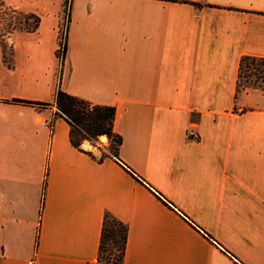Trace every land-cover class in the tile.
I'll list each match as a JSON object with an SVG mask.
<instances>
[{"label":"crops","instance_id":"crops-1","mask_svg":"<svg viewBox=\"0 0 264 264\" xmlns=\"http://www.w3.org/2000/svg\"><path fill=\"white\" fill-rule=\"evenodd\" d=\"M1 1L39 22L0 48V132L29 149L0 162V264H95L104 212L126 225L122 264H264V90L233 99L239 57H264V0H83L77 45L71 0L60 66L63 0ZM56 87L112 105L119 158L217 244L97 161L104 135L74 148Z\"/></svg>","mask_w":264,"mask_h":264},{"label":"trees","instance_id":"trees-1","mask_svg":"<svg viewBox=\"0 0 264 264\" xmlns=\"http://www.w3.org/2000/svg\"><path fill=\"white\" fill-rule=\"evenodd\" d=\"M168 2L189 3L195 8H200L202 4L191 0H161ZM63 5H67V13L65 15L64 35L61 39H57L55 56L61 63L66 49V29L69 23V5L70 0H63ZM23 26L19 27L26 31H34L38 25L39 17L32 13L23 14ZM27 19H31V23H27ZM2 61L7 62L5 57V47L0 44ZM241 77L243 82L241 83ZM258 88L264 90V57L252 55H241L238 60L235 91L233 95L234 101L240 96V91L245 88ZM244 89V90H243ZM11 102H17L24 105L34 106L40 109L48 105L47 102L34 101L28 99H12ZM53 104L55 107L54 115L59 116L68 124V141L76 149L81 150L80 143L83 140L94 142L98 136L106 137V152H101L96 158L100 161L104 157L112 158L125 171H127L136 181L148 188L164 205L178 212V214L194 229L199 231L210 241L213 239L205 231L200 229L193 223L184 213L174 208V205L168 201L160 192L151 187L142 177L137 175L130 167H128L118 156V148L121 143L120 135L112 128L115 109L112 105L92 103L82 97L72 95L56 87L53 93ZM89 156L94 158L91 152L85 151ZM45 181L43 182L44 185ZM126 225L120 220L113 217L108 212H104L102 216L99 241L96 252L95 264H122L124 247L126 242ZM217 244V243H216ZM224 250V249H223ZM227 252V251H226ZM228 253V252H227ZM231 257L232 255L228 253Z\"/></svg>","mask_w":264,"mask_h":264},{"label":"rangeland","instance_id":"rangeland-1","mask_svg":"<svg viewBox=\"0 0 264 264\" xmlns=\"http://www.w3.org/2000/svg\"><path fill=\"white\" fill-rule=\"evenodd\" d=\"M66 13H67V5L61 4L60 13H59V22H58L57 32H56L58 35L57 37L58 40L61 39V37L64 35V25L66 23L65 21ZM23 20H24L23 13L18 12L17 10L6 6L0 0V44H3L5 47V50H6L5 57L6 58L9 57L10 52H11L10 51L11 46L9 43L10 42L9 34L14 29H18L19 27L23 26ZM71 22H72V25H71L70 37L74 41V44L77 45L80 42L79 39L81 38L83 34V30L85 26L88 25V18L85 17L83 0H72ZM27 23H31V19H27ZM58 63H59V60H58ZM61 63L59 64V66L61 65ZM243 80H244L243 77H241V83L243 82ZM248 88H251V87H248ZM12 122L13 121L11 120L9 124H11ZM12 134L14 133L10 131L0 132V162L5 161L4 163L5 165H6V160L9 157L18 158L19 161L17 159V162L19 163L20 157L23 156L27 150H29L28 147L24 145V140H21L20 138H18V136L12 137ZM99 149H100L99 155L101 152L105 153L106 144L105 146ZM8 167H10V165H8ZM12 168L13 170H16L15 172H20L18 165L16 169L14 166H11V171H12Z\"/></svg>","mask_w":264,"mask_h":264}]
</instances>
